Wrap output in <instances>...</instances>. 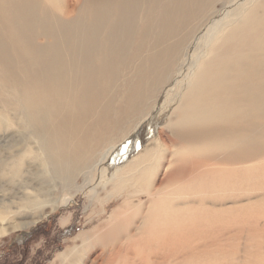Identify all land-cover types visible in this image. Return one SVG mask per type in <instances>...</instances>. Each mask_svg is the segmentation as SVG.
<instances>
[{
    "label": "bare ground",
    "instance_id": "bare-ground-1",
    "mask_svg": "<svg viewBox=\"0 0 264 264\" xmlns=\"http://www.w3.org/2000/svg\"><path fill=\"white\" fill-rule=\"evenodd\" d=\"M220 1L0 0V129L19 120L18 133L0 143L2 176L29 155L45 184L74 180L151 108ZM244 14L210 48L178 107L195 133L171 140L202 157L211 150L205 160H246L248 146L264 138V1ZM16 184L0 222L15 218L20 192L19 211L47 197V187ZM80 258L68 249L58 260Z\"/></svg>",
    "mask_w": 264,
    "mask_h": 264
},
{
    "label": "rangeland",
    "instance_id": "rangeland-1",
    "mask_svg": "<svg viewBox=\"0 0 264 264\" xmlns=\"http://www.w3.org/2000/svg\"><path fill=\"white\" fill-rule=\"evenodd\" d=\"M262 1L216 3L151 108L74 180L45 184L29 155L18 172H0L4 210L16 182L49 188L44 203L20 211L18 194L15 218L0 222V264H60L68 249L81 254L71 264H264V138L238 162L205 160L211 150L202 157L170 138L183 143L195 133L177 118L186 86L218 40ZM2 121L1 144L19 130L16 116Z\"/></svg>",
    "mask_w": 264,
    "mask_h": 264
}]
</instances>
